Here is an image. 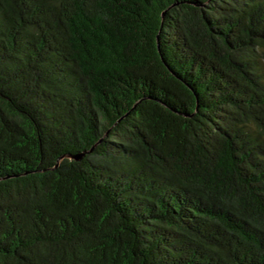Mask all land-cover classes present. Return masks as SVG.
<instances>
[{"label": "trees", "instance_id": "trees-1", "mask_svg": "<svg viewBox=\"0 0 264 264\" xmlns=\"http://www.w3.org/2000/svg\"><path fill=\"white\" fill-rule=\"evenodd\" d=\"M0 264H264V0H0Z\"/></svg>", "mask_w": 264, "mask_h": 264}]
</instances>
